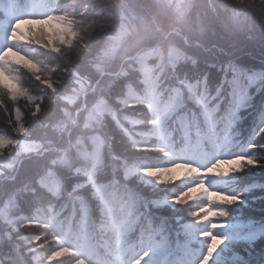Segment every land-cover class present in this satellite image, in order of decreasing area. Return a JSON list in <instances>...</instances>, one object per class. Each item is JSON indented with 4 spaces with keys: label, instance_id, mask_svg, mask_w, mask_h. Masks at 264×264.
Returning a JSON list of instances; mask_svg holds the SVG:
<instances>
[{
    "label": "trees",
    "instance_id": "trees-1",
    "mask_svg": "<svg viewBox=\"0 0 264 264\" xmlns=\"http://www.w3.org/2000/svg\"><path fill=\"white\" fill-rule=\"evenodd\" d=\"M24 1L0 0V20ZM46 1L69 44L29 17L0 38V264H129L149 239L205 264L214 214L264 177V0ZM184 147L226 165L196 185Z\"/></svg>",
    "mask_w": 264,
    "mask_h": 264
},
{
    "label": "snow or ice",
    "instance_id": "snow-or-ice-1",
    "mask_svg": "<svg viewBox=\"0 0 264 264\" xmlns=\"http://www.w3.org/2000/svg\"><path fill=\"white\" fill-rule=\"evenodd\" d=\"M255 166L264 165L257 163ZM250 193H255L251 196L252 204L258 201L264 203V177L251 178L250 183L244 181L239 194H235L226 207L214 214L219 234L214 240L209 238L207 247L212 251L207 253L205 264H264V213L259 214L260 220L246 230L237 219L242 214V209L236 210V206L248 207L244 197ZM229 240L231 242L227 243ZM226 243L227 246L222 248ZM152 264H159L158 258Z\"/></svg>",
    "mask_w": 264,
    "mask_h": 264
},
{
    "label": "rangeland",
    "instance_id": "rangeland-1",
    "mask_svg": "<svg viewBox=\"0 0 264 264\" xmlns=\"http://www.w3.org/2000/svg\"><path fill=\"white\" fill-rule=\"evenodd\" d=\"M34 1H31L30 4L32 5ZM50 10L45 4H36L33 10L30 12V24H32V30H35L36 37L40 39L48 48L51 50H56L60 44L67 45L72 41L73 37V29L71 22L63 18L59 15L51 14ZM19 13H22L23 16L28 12L27 7L20 8ZM38 15H34V14ZM38 17V18H36ZM38 22H41L39 24ZM26 21H7L6 24H0L1 32L7 34L11 28L19 29V31H23L25 27ZM82 156V153H81ZM200 163V162H199ZM207 168H221L219 163H215L214 159H211L209 162L206 163ZM186 167L182 168V171L186 170ZM199 180V178H196ZM50 251L49 248H45L38 253L39 257H43L46 253ZM161 254L157 243L154 242L151 244L149 241L148 246L145 249H141L137 252L136 259L131 264H152L154 260L159 261V264L164 263L167 258L169 257V252L164 253L163 257Z\"/></svg>",
    "mask_w": 264,
    "mask_h": 264
}]
</instances>
